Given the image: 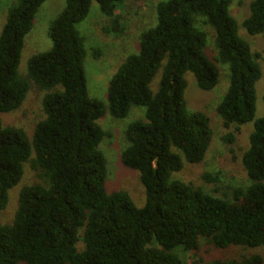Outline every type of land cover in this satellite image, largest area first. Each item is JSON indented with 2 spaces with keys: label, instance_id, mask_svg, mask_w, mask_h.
Wrapping results in <instances>:
<instances>
[{
  "label": "trees",
  "instance_id": "16d2710c",
  "mask_svg": "<svg viewBox=\"0 0 264 264\" xmlns=\"http://www.w3.org/2000/svg\"><path fill=\"white\" fill-rule=\"evenodd\" d=\"M47 1L19 0L0 34V212L25 163L42 181L23 188L14 222L0 225V264H184L178 252L196 253L203 240L219 250L264 251V118L255 119L262 70L259 55L240 38L230 15L234 0L159 3L156 27L141 34L139 53L127 57L111 79L112 117L124 119L131 107L146 112V122L129 126V146L121 157L124 166L140 173L146 191L142 208L128 193L106 190L107 166L99 148L106 133L98 124L106 109L88 96L87 52L77 29L92 0H67L50 27L52 49L29 61V80L48 91L46 119L37 124L32 142L25 131L3 126L1 115L19 109L29 91L18 68L25 37ZM95 1L111 19V32H119L116 11L123 0ZM250 12L244 28L251 36L264 34V0H252ZM202 26L215 31L216 62L230 67V85L217 112L224 128L233 131L222 140L234 143L241 127L254 123L242 158L250 184L234 189L231 199L172 177L182 172L184 161L202 163L212 143L209 117L189 112L185 101L187 72L201 91L219 84L217 66L204 55ZM162 66L154 95L151 83ZM203 179L219 182L210 174ZM213 264H264V255Z\"/></svg>",
  "mask_w": 264,
  "mask_h": 264
},
{
  "label": "rangeland",
  "instance_id": "374dc122",
  "mask_svg": "<svg viewBox=\"0 0 264 264\" xmlns=\"http://www.w3.org/2000/svg\"><path fill=\"white\" fill-rule=\"evenodd\" d=\"M165 1L168 0H123L116 11V15L120 17V31L114 33L110 30L111 19L103 15L98 3L92 0L88 17L77 26L84 39L87 52L84 72L88 96L90 99L101 102L106 109L105 115L98 120L99 126L106 133L99 146L107 166L106 190L108 194L120 191L128 193L138 208H142L146 204V191L141 183L140 173L124 166L121 157L129 146L126 135L129 126L138 121H147L145 108L131 107L129 114L124 119L112 117L108 89L111 79L126 58L139 53L141 34L156 27L158 22L157 6ZM18 2L19 0H0V34L7 22L10 9ZM251 2L252 0H234L230 5L229 12L237 22L240 38L251 46L253 53L259 55L258 62L261 66L262 76L256 83L255 119H260L264 118V34L251 36L244 28V22L250 17ZM66 5L67 0H48L40 7L35 16L32 30L25 37L18 68L19 76L29 81V91L19 109L1 115L3 126H11L25 131L30 142L34 138L37 124L46 119L43 100L48 91L41 89L34 81L29 80L28 64L32 57L52 49L50 27L65 10ZM202 29L207 34L204 55L217 66L220 73L219 84L210 92L201 91L194 75L187 72L184 76L186 82L185 101L189 112H203L209 117L213 130L212 143L202 163L192 165L184 161L182 172L176 173L172 177L199 187L213 196L231 199L234 189L246 188L250 184L242 158L249 148V139L254 131V123L243 125L241 132L235 134L234 143L227 144L222 140L228 132L233 131V128L230 130L224 128L222 118L217 112V106L230 85V67L228 64L216 62L218 51L215 45L214 29L210 26H202ZM96 51L100 52L99 57L95 56ZM162 68L163 66L151 83L154 95L157 94L160 87ZM57 89L62 90L61 87ZM31 158H35L34 151ZM23 168L24 174L20 183L9 191L8 205L5 210L0 212V225H10L14 222L19 197L24 187L42 184L29 162L25 163ZM204 174L218 176V184L206 183L203 179ZM78 248H83L81 242L78 244ZM263 252V250H248L241 247L219 250L214 249L203 240L196 253H178L184 264H213L215 260H238L253 254L264 255Z\"/></svg>",
  "mask_w": 264,
  "mask_h": 264
}]
</instances>
